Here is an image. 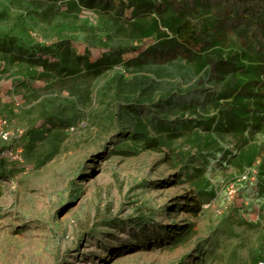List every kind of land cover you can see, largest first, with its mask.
Wrapping results in <instances>:
<instances>
[{"label": "rangeland", "instance_id": "1", "mask_svg": "<svg viewBox=\"0 0 264 264\" xmlns=\"http://www.w3.org/2000/svg\"><path fill=\"white\" fill-rule=\"evenodd\" d=\"M98 2L0 0V116L16 137L0 141V264H264L263 100L242 76L243 124L220 121L206 67L199 114L168 103L196 79L169 61L181 49L163 26L172 12L208 19L248 51L264 0ZM154 19L166 37L142 35ZM140 73L170 85L119 82Z\"/></svg>", "mask_w": 264, "mask_h": 264}, {"label": "trees", "instance_id": "2", "mask_svg": "<svg viewBox=\"0 0 264 264\" xmlns=\"http://www.w3.org/2000/svg\"><path fill=\"white\" fill-rule=\"evenodd\" d=\"M81 1L87 5H92L95 0ZM97 5L103 7V9H107L110 4L107 2V0H99ZM259 16H256L257 18L255 17L252 22L255 23V25L260 26V29H262L264 33V16ZM218 22L220 21L218 20ZM163 26L166 31H170L175 36V40L178 43L177 46H179L176 47V49H181V59L177 60V53L179 52H176L174 47L171 48L174 51L169 53V55H172L169 58V61L176 63L177 65L185 66L182 67V79H184V81L189 84L194 79H196L206 67H211L212 71L214 72V75L212 76L214 79H212L217 84L215 85L216 88L220 87V89L216 93H210L208 99L217 103V109L219 110L220 115L219 120H222V122H231V127L233 125L238 126L243 124V117L242 114L239 113V108L244 109V97L246 96L243 95L245 93H242L241 90L239 92L240 94L238 93L240 89V79L242 76H246V89H251L246 93L251 95L249 92H253L255 89H257L260 99L264 101V41L260 42V47L258 48H252L248 46V51L241 52L243 51V45H245L246 42L241 40L233 41L231 38L224 36L225 34H222L219 30V24L216 26L208 19L202 20L200 23L194 22L187 16H177L173 12L169 14L165 20H163ZM152 32L157 33L159 38H164L167 36L165 31H161L158 21L155 19L150 27H147V30L146 28L143 29L142 35L146 36L147 34H152ZM213 42L221 44L225 42L226 45L234 47V49L230 50L228 56L223 58L221 53L213 45ZM241 56L244 57V59L241 61L242 65L238 66V60H240ZM88 58V55H79L76 60L79 62V64L82 63L89 73H99L92 71L98 68L101 62L96 64L90 61ZM191 64L194 67H191ZM215 73L217 75H215ZM119 82L124 87L129 86L137 89H139L138 87L142 85L147 87L149 86L152 88L150 91L151 95H155L156 91L170 85L166 80L159 81L154 79L152 76H143L142 73L128 76L127 78L121 77L119 78ZM222 83L223 87H221ZM200 85L201 80L198 78L193 84L192 93L186 94L184 96L173 94L170 96L168 103H172L177 106L180 105L179 101L182 100L183 103L186 104L187 108L193 109L192 111L195 114H199L197 107L204 104L201 102L203 93L199 90ZM169 92H171V90ZM229 101H232V103H229ZM263 101H259L258 104H261L264 107ZM245 109L248 112L249 108L247 107ZM226 112L229 114L228 117V114L225 115ZM212 120H214V118L208 122L202 120L189 121L186 119L183 120L182 123L192 124L193 128L201 129V127L207 126ZM154 121L156 122L155 124H159L160 122L159 120L155 119ZM66 122H68V124ZM71 123V120H64L61 125L63 127L71 126ZM147 147L159 151V148L156 145L151 144Z\"/></svg>", "mask_w": 264, "mask_h": 264}, {"label": "built area", "instance_id": "3", "mask_svg": "<svg viewBox=\"0 0 264 264\" xmlns=\"http://www.w3.org/2000/svg\"><path fill=\"white\" fill-rule=\"evenodd\" d=\"M14 138H16L15 135L7 128V121L0 116V141L6 144H13L12 142ZM8 147L10 148H8L6 152L13 156V152L16 150V147L9 145ZM14 158L17 159L18 156H14Z\"/></svg>", "mask_w": 264, "mask_h": 264}]
</instances>
